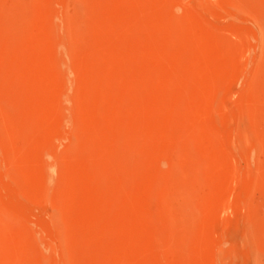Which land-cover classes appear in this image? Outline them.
Instances as JSON below:
<instances>
[{"label": "rangeland", "instance_id": "rangeland-1", "mask_svg": "<svg viewBox=\"0 0 264 264\" xmlns=\"http://www.w3.org/2000/svg\"><path fill=\"white\" fill-rule=\"evenodd\" d=\"M0 264H264V0H0Z\"/></svg>", "mask_w": 264, "mask_h": 264}]
</instances>
